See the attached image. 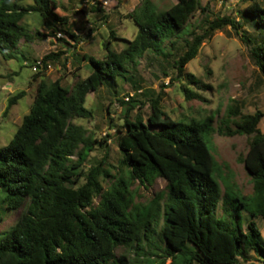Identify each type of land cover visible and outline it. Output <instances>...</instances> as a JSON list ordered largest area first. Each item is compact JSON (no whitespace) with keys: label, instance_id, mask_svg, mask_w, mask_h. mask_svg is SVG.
Masks as SVG:
<instances>
[{"label":"trees","instance_id":"trees-1","mask_svg":"<svg viewBox=\"0 0 264 264\" xmlns=\"http://www.w3.org/2000/svg\"><path fill=\"white\" fill-rule=\"evenodd\" d=\"M26 1L0 0V53L6 60L22 56L18 45L30 39L22 24L26 14L37 11L46 24L70 22L57 13V0ZM201 2L177 0L160 10L152 0H143L129 14L138 30L124 49L110 50L109 40L104 59L84 55L92 71L72 87L61 77L38 81L30 111L0 148L1 202L4 209L19 211L15 224L0 236V264H264V236L255 220L264 219V110L243 114L242 105L232 99L219 121L218 110L185 120L165 111L163 91L148 101L119 100L126 106L124 123L116 129L121 167L108 163L106 155L85 169L91 152L107 148L111 138L97 139L76 122L94 115L86 106L88 95L109 83L119 88V81L138 90L141 79L134 67L147 51L168 58L177 40L184 39V51L173 55L177 74L171 80H186V99L199 98L189 85L200 81L185 73L186 65L206 40L228 25L247 43L255 42L240 31L244 23H253L261 39L250 53L264 78V0L246 1L239 11L243 23L229 15L205 18L202 32H190L186 27L192 16L199 9L207 11ZM62 54L49 53L44 63ZM43 72H36L34 79ZM25 95L22 90L10 97L5 113ZM148 102L151 113L145 120L141 111ZM215 132L249 138L240 160L252 179V194H243L218 163ZM159 178L166 181L165 190L137 202V182L149 186ZM243 212L250 217L246 229ZM4 221L0 216V223ZM120 249L125 252L119 254Z\"/></svg>","mask_w":264,"mask_h":264},{"label":"rangeland","instance_id":"rangeland-1","mask_svg":"<svg viewBox=\"0 0 264 264\" xmlns=\"http://www.w3.org/2000/svg\"><path fill=\"white\" fill-rule=\"evenodd\" d=\"M57 1L59 2L57 13L69 18L67 26L59 23L46 24L39 12L28 13L22 24L29 30L30 39H22L18 45L23 55L6 60L0 53V148L11 141L24 116L30 111L40 79L45 78L52 82L61 77L65 85L72 87L79 78L87 77L92 71L93 67L84 55L104 59L108 52L106 44L109 40L110 50L121 51L126 47L127 41L132 40L137 33L138 26L129 14L143 0ZM152 1L160 10H165L177 2V0ZM246 1L249 2V0H202V7H207V11L202 12L199 9L190 19L186 29L200 33L202 20L205 18L213 20L217 16L225 15L243 23L239 11L246 5ZM27 3H32V0H27ZM92 7L101 8L102 11H94ZM112 31L115 37L111 36ZM240 31H244L255 42L247 43L236 29L228 25L215 32L210 40H206L197 57L186 65L185 73H193L200 81L199 84L189 85L199 98L186 99L182 90L183 86L188 85L186 80L177 82L171 80L177 74L172 68L173 55L184 51V39L177 40L176 47L171 51L173 55L168 58L156 55L152 50L138 58L134 67L136 75L141 79L138 90L130 83L119 81V88H116L114 83H109L97 92L90 93L86 106L92 109L94 115L90 119H76V122L84 125L97 139L107 137L108 134L111 138L108 140L107 148L99 146L91 152L90 161L85 169H89L91 164L106 155L108 163L121 167L122 153L116 129L124 123L126 106L119 100L127 102V98L137 97L148 101L163 91L165 111L174 119L185 120L200 119L218 110L219 114L215 116V121H219L225 113L227 103L232 99L242 105L243 114H253L258 109L264 110V78L250 53V47L261 39V30L253 23H244ZM69 32L74 33L77 38L72 37ZM58 33H61V36H58ZM170 45L168 44L169 47ZM52 52L63 54L59 60L49 61L52 68L34 79L36 72L33 65L38 59ZM22 90L26 91V95L6 114L8 99ZM137 112L138 109L132 112L133 117ZM141 113L146 120L151 113L149 102ZM111 119L114 120L113 127ZM260 128L264 132V119ZM212 144L215 157L224 172L233 176L232 181L243 194H252V179L240 160L249 149V138L244 135L229 136L215 132ZM111 170L116 171L112 168ZM165 185L166 181L161 178L149 186L137 182L136 201L143 203L149 201L156 193L165 190ZM1 198L2 196L0 216L4 217L5 221L0 223V236L15 224L19 214V211L4 209ZM97 201L98 199L96 203ZM219 213L223 214L222 209ZM241 215L246 229L250 217L246 212ZM255 220L264 235V219L257 217ZM124 252L123 249L118 251L119 254Z\"/></svg>","mask_w":264,"mask_h":264},{"label":"built area","instance_id":"built-area-1","mask_svg":"<svg viewBox=\"0 0 264 264\" xmlns=\"http://www.w3.org/2000/svg\"><path fill=\"white\" fill-rule=\"evenodd\" d=\"M58 36H61V33H58ZM52 68V64L50 62H47L46 64L44 63V60L38 59L35 64L33 65V70L35 72H38L40 70L48 71ZM128 100V98H127Z\"/></svg>","mask_w":264,"mask_h":264},{"label":"crops","instance_id":"crops-1","mask_svg":"<svg viewBox=\"0 0 264 264\" xmlns=\"http://www.w3.org/2000/svg\"><path fill=\"white\" fill-rule=\"evenodd\" d=\"M261 231H262V229H261ZM262 235H263V233H262ZM264 236V235H263Z\"/></svg>","mask_w":264,"mask_h":264},{"label":"clouds","instance_id":"clouds-1","mask_svg":"<svg viewBox=\"0 0 264 264\" xmlns=\"http://www.w3.org/2000/svg\"><path fill=\"white\" fill-rule=\"evenodd\" d=\"M43 59V58H42ZM42 71H44V70H42Z\"/></svg>","mask_w":264,"mask_h":264}]
</instances>
